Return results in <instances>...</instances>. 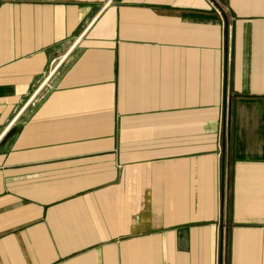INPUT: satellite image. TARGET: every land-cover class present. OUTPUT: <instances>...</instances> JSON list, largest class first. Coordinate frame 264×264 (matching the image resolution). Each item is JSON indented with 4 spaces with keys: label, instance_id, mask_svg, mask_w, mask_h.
<instances>
[{
    "label": "crops",
    "instance_id": "0c3cea01",
    "mask_svg": "<svg viewBox=\"0 0 264 264\" xmlns=\"http://www.w3.org/2000/svg\"><path fill=\"white\" fill-rule=\"evenodd\" d=\"M0 264H264V0H0Z\"/></svg>",
    "mask_w": 264,
    "mask_h": 264
},
{
    "label": "rangeland",
    "instance_id": "374dc122",
    "mask_svg": "<svg viewBox=\"0 0 264 264\" xmlns=\"http://www.w3.org/2000/svg\"><path fill=\"white\" fill-rule=\"evenodd\" d=\"M59 61H60V60H59ZM59 61L57 62L56 66L58 65ZM56 66H55V67H56Z\"/></svg>",
    "mask_w": 264,
    "mask_h": 264
}]
</instances>
